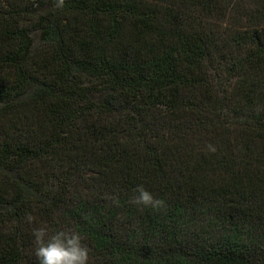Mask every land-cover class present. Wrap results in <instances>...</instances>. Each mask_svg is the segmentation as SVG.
Returning a JSON list of instances; mask_svg holds the SVG:
<instances>
[{
    "label": "trees",
    "instance_id": "obj_1",
    "mask_svg": "<svg viewBox=\"0 0 264 264\" xmlns=\"http://www.w3.org/2000/svg\"><path fill=\"white\" fill-rule=\"evenodd\" d=\"M56 2L0 0V264L40 227L88 264H264V0Z\"/></svg>",
    "mask_w": 264,
    "mask_h": 264
},
{
    "label": "clouds",
    "instance_id": "obj_2",
    "mask_svg": "<svg viewBox=\"0 0 264 264\" xmlns=\"http://www.w3.org/2000/svg\"><path fill=\"white\" fill-rule=\"evenodd\" d=\"M65 0H57L55 7L63 8ZM211 151L215 148L209 145ZM137 195L131 199V203L151 207L154 210H163L165 201L153 196L141 184L135 189ZM27 220L32 223L35 217L28 214ZM34 237V255L39 264H88L89 248L82 243V237L78 231L72 229L54 231L49 234L47 227L32 230Z\"/></svg>",
    "mask_w": 264,
    "mask_h": 264
}]
</instances>
